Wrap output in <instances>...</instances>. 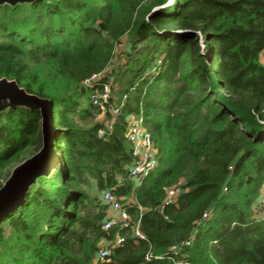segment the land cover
<instances>
[{"label":"trees","instance_id":"1","mask_svg":"<svg viewBox=\"0 0 264 264\" xmlns=\"http://www.w3.org/2000/svg\"><path fill=\"white\" fill-rule=\"evenodd\" d=\"M263 51L264 0L1 6L0 77L53 101L60 164L0 220V264H264ZM94 74L103 76L86 87ZM108 80L123 105L99 138L103 122L79 120L94 117L91 94ZM131 114L158 156L139 179L129 171ZM42 145L39 109L1 113L0 187ZM92 181L122 198L144 238L104 228L108 206ZM170 187L179 191L167 202ZM118 234L123 243L99 259Z\"/></svg>","mask_w":264,"mask_h":264},{"label":"built area","instance_id":"2","mask_svg":"<svg viewBox=\"0 0 264 264\" xmlns=\"http://www.w3.org/2000/svg\"><path fill=\"white\" fill-rule=\"evenodd\" d=\"M103 74H94L91 78L84 81L86 87L91 86L94 81L99 80ZM115 86L113 80H108L104 83L103 87L95 90L91 94V101L93 105L100 109L104 114H107L104 122V126L99 130L98 137L103 138L109 135L116 122L117 116L121 113V106L123 102L118 103L117 95L114 90ZM129 122L128 138L133 144L134 159L129 167L130 175L136 179L149 174L158 165L157 148L154 145L150 132L143 126L142 117L135 115H129L127 117ZM167 190V202H172L178 193V189L175 187L166 188ZM263 194L259 201V209H257V217L264 218V185ZM100 200L106 204L109 209V213L104 220V228L109 230L115 225H119L122 228H129L132 230L134 236L144 238V234L140 229V222L134 224L131 215L128 213L124 206L122 198L117 196L113 191L107 189L102 191ZM141 210H143L141 208ZM206 216V214H205ZM167 220L169 218L165 217ZM123 236L118 234L113 240H104L103 248L100 250L98 257L101 260L108 258L112 254V248L123 243ZM186 243H190L187 241ZM173 250L178 249L177 246L172 247ZM152 255L147 254L146 258H150ZM175 264H183L180 260H175Z\"/></svg>","mask_w":264,"mask_h":264},{"label":"water","instance_id":"3","mask_svg":"<svg viewBox=\"0 0 264 264\" xmlns=\"http://www.w3.org/2000/svg\"><path fill=\"white\" fill-rule=\"evenodd\" d=\"M38 0H0V7L31 5ZM39 109L42 115L41 149L11 169L0 187V220L24 201L26 194L60 164L55 151V137L59 130L53 121L54 103L50 98L28 92L14 78L0 77V114L10 108Z\"/></svg>","mask_w":264,"mask_h":264},{"label":"rangeland","instance_id":"4","mask_svg":"<svg viewBox=\"0 0 264 264\" xmlns=\"http://www.w3.org/2000/svg\"><path fill=\"white\" fill-rule=\"evenodd\" d=\"M260 61L264 64V51L262 52L261 54V57H260ZM116 62V59H114L110 65H109V68L112 66V64H114ZM109 70V69H107ZM81 102L83 104V107H87V108H91L90 107V103L89 101L86 99V97H83L81 99ZM94 117L93 118H89L87 120H84V121H81L79 120V124H81L82 126H89L95 122H105L106 118H108L107 114H104L100 109H95L94 111ZM90 192L93 196H96L98 197L99 196V192L97 190V187L95 185V182L92 181V186H90Z\"/></svg>","mask_w":264,"mask_h":264},{"label":"crops","instance_id":"5","mask_svg":"<svg viewBox=\"0 0 264 264\" xmlns=\"http://www.w3.org/2000/svg\"><path fill=\"white\" fill-rule=\"evenodd\" d=\"M101 194H102V191L99 193V198L101 197ZM110 211H109V209L107 208V215H108V213H109ZM103 244V243H102Z\"/></svg>","mask_w":264,"mask_h":264}]
</instances>
